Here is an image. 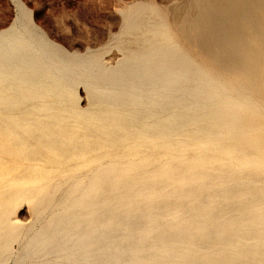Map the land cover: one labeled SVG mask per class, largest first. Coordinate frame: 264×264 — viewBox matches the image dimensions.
Here are the masks:
<instances>
[{"label": "rangeland", "instance_id": "obj_1", "mask_svg": "<svg viewBox=\"0 0 264 264\" xmlns=\"http://www.w3.org/2000/svg\"><path fill=\"white\" fill-rule=\"evenodd\" d=\"M194 1L0 0V264H264V61Z\"/></svg>", "mask_w": 264, "mask_h": 264}, {"label": "bare ground", "instance_id": "obj_2", "mask_svg": "<svg viewBox=\"0 0 264 264\" xmlns=\"http://www.w3.org/2000/svg\"><path fill=\"white\" fill-rule=\"evenodd\" d=\"M196 1L197 2L194 1L190 3V11L192 12H190L183 18L184 36L187 37V39L191 43H196V45H198L200 49L202 48L204 53L218 61L222 72L227 71L232 74H236L240 66H245L247 69H250L253 66H260V68H263L262 62L264 61V0ZM193 32L194 34H192ZM8 37L11 39L12 43L14 41L17 46L19 45V47L25 49V51L26 49L31 47V43L25 41L21 37V35L17 33V31H13L11 34L8 35ZM5 40H7V38ZM251 41H257L258 44L254 46ZM7 51H9V49H7ZM10 53L13 54V52ZM5 54L3 53V55ZM0 55L2 54L0 53ZM8 55L10 54L8 53ZM12 61L14 62V59ZM164 75L165 76L163 77V79L165 80V83L162 87L163 90L166 86H168L166 89H169L171 85L176 81L175 79L171 78V76H174L175 74L172 75V73L170 74L169 72H166L164 73ZM168 96L170 97V95Z\"/></svg>", "mask_w": 264, "mask_h": 264}]
</instances>
